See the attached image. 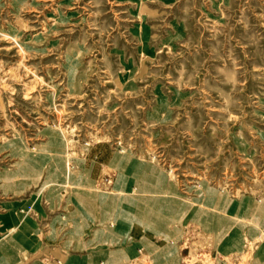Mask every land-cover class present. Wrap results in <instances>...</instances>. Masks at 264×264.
Wrapping results in <instances>:
<instances>
[{
    "label": "rangeland",
    "instance_id": "374dc122",
    "mask_svg": "<svg viewBox=\"0 0 264 264\" xmlns=\"http://www.w3.org/2000/svg\"><path fill=\"white\" fill-rule=\"evenodd\" d=\"M62 131L73 180L84 167L96 172L91 192L116 194L120 154L161 173L182 211L221 213L222 198L262 206L264 0H0V245L25 224L43 238L68 214L74 185L50 180L60 153L51 133ZM28 157L40 159L31 176ZM137 190L140 201L162 200ZM257 214H225L244 239L230 254L188 215L181 238L158 240L178 246L182 264H259ZM32 257L18 264H63ZM128 264L156 263L138 248Z\"/></svg>",
    "mask_w": 264,
    "mask_h": 264
},
{
    "label": "crops",
    "instance_id": "0c3cea01",
    "mask_svg": "<svg viewBox=\"0 0 264 264\" xmlns=\"http://www.w3.org/2000/svg\"><path fill=\"white\" fill-rule=\"evenodd\" d=\"M120 173L127 180L123 184L116 185V188L120 190L133 189L134 186L141 190L140 185L142 184V187L144 185L147 187L152 186L158 191V194L142 193L145 196L157 195L162 198L152 208L153 212L150 213L149 219L139 218L135 214L137 204L136 208L133 206L131 208L121 198L115 201L113 197H110V199L104 197L102 193L91 192V180L95 177L96 172L91 168L88 170L84 167L77 179L74 178L75 185L68 197V214L65 218L63 219L62 216L52 218L50 224L52 229L43 238L39 237L38 232H34L33 229L32 232L31 228L25 224L24 231L22 229L18 236L12 237V239L17 238L18 243L14 241L8 243L12 260L7 258L6 261H3L5 257L0 253V264H18L20 259L21 261L22 259L27 261V258H33V254L40 253L51 254L53 257L63 260V264H97L101 262L106 264H128L136 256L138 248H143L150 253L156 264H182L178 254V246H175L172 241H170V244H166V242H159L158 239L181 238V222L186 215L190 220H198L197 222H201L213 233L218 242V249L222 254L226 255L242 249L244 245L242 228L239 227L240 229L238 228L234 232L235 225L234 221L231 222V219L225 217L220 219L218 216L216 218L212 217L211 225H206L192 211H182V203L175 201L172 197L176 194V190L165 178L164 183L152 184L150 181L142 180L141 176H137L131 170L123 171L121 169ZM86 174H88V177ZM158 174L161 173L158 172ZM168 205L169 209L167 211L159 212L163 209V206L167 207ZM54 206L59 205L53 204ZM44 213L41 214L40 220L48 218V213ZM261 218V216H258L255 220L258 223L260 221L261 224ZM37 220L39 219L37 218ZM176 221L179 223H176ZM61 228L65 229L66 232L60 242L57 236L58 230ZM236 232H240L242 238H240L239 244L234 246L233 241ZM55 240L57 241L55 242ZM0 252L2 251L0 250ZM17 252L24 253L25 256H19ZM258 257V263L264 264V245L258 250ZM27 264L47 263L34 259Z\"/></svg>",
    "mask_w": 264,
    "mask_h": 264
},
{
    "label": "bare ground",
    "instance_id": "6f19581e",
    "mask_svg": "<svg viewBox=\"0 0 264 264\" xmlns=\"http://www.w3.org/2000/svg\"><path fill=\"white\" fill-rule=\"evenodd\" d=\"M65 140H66V135H64L63 131L59 134L51 133V147L54 151H57L60 153L56 154V159H55L54 165L52 166V171H50V180H51V183L55 182L56 184H60L61 186H63V185L67 186V185H71V184L75 185L71 172L67 170V168L69 169V167H70V165L68 164L69 158L66 157V155L63 156V154L61 153V152H65L66 154H68L67 153L68 150L66 151V149H64V147L66 146V143L64 142ZM112 161H113L112 164L120 167V170L121 169L123 171L124 170L125 171L131 170L134 173H136L137 176L140 175L141 178H143L142 180H147L148 182L150 181L152 184L153 183L154 184H156V183L161 184V182L164 183V181H165L163 179V177L158 175V173L156 171L152 170L150 168V166H148L146 164H138L137 165V163H135L132 159H130L126 156L123 157V155L117 154V155H115V157ZM39 162H40V159L28 157L26 163L23 166L22 171H24L25 174L27 173V174H29V176H31L30 175L31 173L37 172V168H38L37 164ZM148 173H150V174H148ZM123 176L121 174V178L117 182L119 185L127 182V180L124 179L125 176L124 177ZM152 184H150V185H152ZM140 187L142 188L141 190H139L140 193H144V194H149V193L156 194V193H158V191L156 189L152 188V186L147 187L144 185L143 186L144 189H143L142 184H141ZM132 190L133 189H127V190L122 189V190H120L119 188H116V194H114L113 196L112 195L109 196L108 194H104L103 196L104 197L106 196V198L107 197H109V198L113 197L115 201H118L121 198L123 201H126L127 206L131 207V208H132V206L134 208H136V204H137L138 205L137 206V212L135 214H137L139 218H142L145 220L149 219L150 213L153 212L152 207H155V205L157 204V201H159L158 198H153L152 200L140 201L141 199L138 197V195L131 194ZM93 192H95V191H93ZM204 194L205 195H204L203 199L206 200V202H205L206 204L204 203L205 206L212 207V205L215 204V201H216V198L214 197V193L212 192V190L206 189ZM248 201H250V200L248 199ZM196 203L202 204L203 201L198 200V201H196ZM246 203H248V202H246ZM162 208L163 209H161L159 212H165V210L167 211V209H169V205L167 207L163 206ZM218 209H219V211H221V213L205 209L201 206L198 207V210L194 209V211L193 210H191V211L194 213V215L199 217V219L202 220V222L204 224L209 225V226L212 223L211 222L212 217L216 218L218 216V218L221 219L222 217H226V215H225L226 213H228V215L233 216L235 218H238V217L239 218H245L244 216H247L251 213H254V211H257V213H258L257 215H259V214L263 215L264 214V204L255 209L253 206L245 207L241 203L229 202L225 198H222L219 201V207L217 208V210ZM17 218H19V217L14 215L13 217H10V220L12 222H15V221H17ZM232 221H236V219L233 218V219H231V222ZM226 227H227V225H226ZM240 238H242L240 235V232H236L234 235V241H233L234 246L239 244ZM2 240H0V241H2ZM10 241H14V242L18 243L17 238L13 239V240L10 239ZM8 243L10 244V242H8ZM8 243L7 244L1 243L2 245H0V250L2 251L0 253H2L3 257H5L3 259V261H6L5 259H7V258L11 259V257H12L11 254L9 253Z\"/></svg>",
    "mask_w": 264,
    "mask_h": 264
}]
</instances>
